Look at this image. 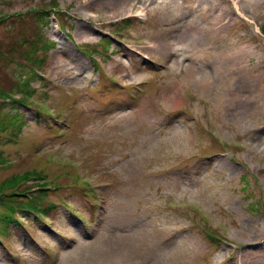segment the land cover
I'll return each instance as SVG.
<instances>
[{"label": "rangeland", "instance_id": "obj_1", "mask_svg": "<svg viewBox=\"0 0 264 264\" xmlns=\"http://www.w3.org/2000/svg\"><path fill=\"white\" fill-rule=\"evenodd\" d=\"M0 264H264V0H0Z\"/></svg>", "mask_w": 264, "mask_h": 264}, {"label": "trees", "instance_id": "obj_2", "mask_svg": "<svg viewBox=\"0 0 264 264\" xmlns=\"http://www.w3.org/2000/svg\"><path fill=\"white\" fill-rule=\"evenodd\" d=\"M34 13H29L30 15V21L32 22H34V23H36L37 24V30H36V33H35V36H37V37H42V36H44L41 32H40V30L38 29V27H41V26H43L45 23H48V21L50 20V18H49V16H50V12L49 11H47V10H44V9H40V10H38V11H33ZM28 56H30L31 57V54L30 53H28ZM30 60V59H29ZM40 190H43V192H46V191H44V189H40ZM5 221H6V223H8V224H14V223H16L17 222V220L15 219V217H14V215H13V217H7V218H5ZM16 225V224H15ZM4 232V231H3ZM211 237H212V239H213V236L211 235ZM217 237V240H218V242H222L221 240H220V237L219 236H216Z\"/></svg>", "mask_w": 264, "mask_h": 264}, {"label": "bare ground", "instance_id": "obj_3", "mask_svg": "<svg viewBox=\"0 0 264 264\" xmlns=\"http://www.w3.org/2000/svg\"><path fill=\"white\" fill-rule=\"evenodd\" d=\"M154 1L157 2V1H166V0H154ZM131 7H132V9H131ZM131 7H130L131 10H139V9L143 8V6H141V5H137V6L131 5ZM126 11H130V10L127 9ZM194 38L196 39L197 46H201V45L204 44L203 37H202V35L200 33H197ZM158 45H159V48L162 49V47H161L162 44H158ZM203 86L206 87L207 86V83H203Z\"/></svg>", "mask_w": 264, "mask_h": 264}]
</instances>
